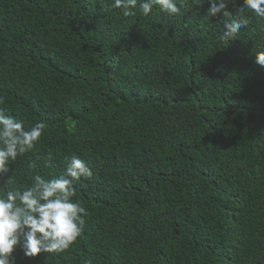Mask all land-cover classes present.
Returning a JSON list of instances; mask_svg holds the SVG:
<instances>
[{
  "label": "trees",
  "instance_id": "trees-1",
  "mask_svg": "<svg viewBox=\"0 0 264 264\" xmlns=\"http://www.w3.org/2000/svg\"><path fill=\"white\" fill-rule=\"evenodd\" d=\"M111 3L0 0V109L46 124L11 178L73 154L93 172L78 241L16 264H264V24L223 45L206 0L150 18Z\"/></svg>",
  "mask_w": 264,
  "mask_h": 264
},
{
  "label": "clouds",
  "instance_id": "clouds-1",
  "mask_svg": "<svg viewBox=\"0 0 264 264\" xmlns=\"http://www.w3.org/2000/svg\"><path fill=\"white\" fill-rule=\"evenodd\" d=\"M209 5L206 20L222 15L224 31L217 40L223 45L239 39L255 18L264 24V0H206ZM189 0H112L110 7L120 10L124 18L140 15L150 18L154 9L171 17H178ZM197 8L202 0H190ZM229 5L235 10L229 11ZM264 48V46H259ZM254 63L264 69V50L255 53ZM46 124L37 122L26 128L0 109V264H16L13 253L19 249L26 258L40 254H63L69 250L85 231L88 210L77 197L76 183L81 178L90 179L92 169L85 160L73 154L64 173L58 177L45 178L35 170L33 162L29 169V182L17 184L11 178L10 166L18 157L33 152L40 141ZM45 167L51 157H40ZM48 258V257H47ZM86 264H91L86 261Z\"/></svg>",
  "mask_w": 264,
  "mask_h": 264
}]
</instances>
